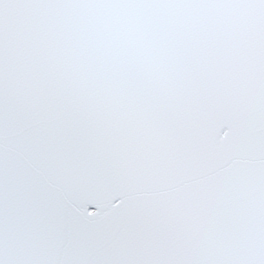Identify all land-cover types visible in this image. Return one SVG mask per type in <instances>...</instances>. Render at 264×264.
<instances>
[{"label":"snow or ice","instance_id":"1","mask_svg":"<svg viewBox=\"0 0 264 264\" xmlns=\"http://www.w3.org/2000/svg\"><path fill=\"white\" fill-rule=\"evenodd\" d=\"M0 264H264V0H0Z\"/></svg>","mask_w":264,"mask_h":264}]
</instances>
